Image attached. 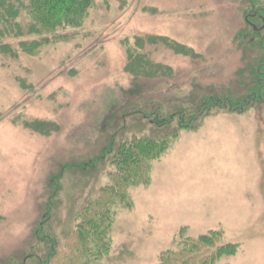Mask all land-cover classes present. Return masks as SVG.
I'll return each instance as SVG.
<instances>
[{"label":"rangeland","instance_id":"1","mask_svg":"<svg viewBox=\"0 0 264 264\" xmlns=\"http://www.w3.org/2000/svg\"><path fill=\"white\" fill-rule=\"evenodd\" d=\"M246 8L245 0H96L81 25L58 31L67 39L0 54V264H33L50 240L61 260L84 207L110 183L120 144L170 130L133 114L137 107L171 113L215 89L242 93L234 81L253 52L235 37ZM139 36L167 37L195 57L146 49L172 75L140 78L126 94L127 49ZM34 121L54 130L34 133L25 127ZM149 165L147 183L128 186L126 204L113 207L97 264H158L182 240L208 234L231 249L210 264H264L263 107L213 112Z\"/></svg>","mask_w":264,"mask_h":264},{"label":"trees","instance_id":"2","mask_svg":"<svg viewBox=\"0 0 264 264\" xmlns=\"http://www.w3.org/2000/svg\"><path fill=\"white\" fill-rule=\"evenodd\" d=\"M95 1L0 0V54L16 58L18 49L24 54H30L49 43L50 39H54V42L67 39V35L57 36L58 31L81 25ZM245 1L247 8L244 11V28L235 37V42L238 47H246L253 53L239 70L244 74V78L234 81L242 87V93L233 94L238 92L234 88L215 89L201 97L200 105L186 101L171 113L162 112L160 107L149 112L144 107H135L137 111L134 110L133 114L140 115L157 127H169L170 130L155 139L134 136L122 142L115 156L110 183L103 187V192L97 199L84 207L74 234L66 242L68 246L60 252L61 260L53 258L54 242L50 240L52 245H48L47 252L46 249L37 247L29 256L34 259L33 264H97L96 258L103 255L108 247L106 237L113 207H116L117 203L126 204L128 186L147 183L149 161L163 150L179 131L197 129L203 119L213 112L242 114L254 105L264 108V0ZM11 42L16 43L17 51ZM158 44H162L176 55L195 57L191 48L167 37H135L127 49L125 71L132 76L133 86L126 94L136 92L135 83L140 78L151 80L171 77V68L153 62L149 57L150 52L146 50ZM192 94L190 99H196V93ZM25 127L34 133L48 135L52 131L49 128L53 126L34 121L25 123ZM52 129L54 130V127ZM45 219L47 218L44 217L43 220ZM217 237V234H208L197 239L182 240L179 248L165 252L158 264H210L217 255L231 250L229 245L215 246ZM26 262L27 259H24L16 264Z\"/></svg>","mask_w":264,"mask_h":264}]
</instances>
